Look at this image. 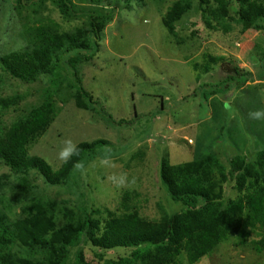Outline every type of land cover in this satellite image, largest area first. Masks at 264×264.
<instances>
[{
	"label": "rangeland",
	"instance_id": "obj_1",
	"mask_svg": "<svg viewBox=\"0 0 264 264\" xmlns=\"http://www.w3.org/2000/svg\"><path fill=\"white\" fill-rule=\"evenodd\" d=\"M109 1L102 2L106 9H113V19L106 25L92 59L81 65L82 88L96 102L90 109L76 107L75 91L68 86L70 77L64 66L55 75H42L29 84L11 78L0 67V97L20 98L17 107L0 111V134L23 111L40 105L48 95L57 109L46 133L29 147V155L43 158L55 170L63 163L58 153L67 139L76 145L96 139L110 143L97 151L95 159L86 158L84 173L75 170L66 184L49 186L36 172H29L27 177L34 189L26 195L15 188L20 176L0 163V175L8 177L0 188L1 209L10 222L24 216L23 208L33 198L56 204L58 227L65 222L64 208L76 216L84 209H97L100 213L95 216L102 219L107 211L115 215L128 211L158 221L163 215L187 210L170 200L160 182L163 157L171 165L215 159L227 174L235 155L252 161L257 149L264 148V119L249 116L264 110V80H257L264 74L260 69L264 60V17L258 26L242 33L234 0H225L227 16L221 21L210 18V10L218 6L219 0H206L202 5L205 14L198 0H192L193 8L170 34L161 20L171 0H145L144 4L135 0ZM86 20L83 16L65 19L51 0H0V57L22 49L27 42L25 33L34 25L53 22L66 32ZM207 55L223 56L224 60L211 64ZM231 68L251 73L249 81L244 85L236 81L222 84L231 75ZM211 90L216 92L212 94ZM105 149L111 150V165L100 163ZM122 174L129 181L134 178L135 184L113 183L111 177ZM215 177L222 182L219 173ZM222 188V205L252 191L248 187L238 192L234 180L223 183ZM241 228L238 225L196 264H264V253L258 254L249 246L251 239L259 238L260 231L244 228L250 231L244 241L239 235ZM151 248L142 245L103 251L83 239L71 249L70 264H78V252L88 263L95 262L98 256L105 263ZM11 251L20 257L41 256L38 250L17 244ZM178 261L177 264H188L184 253Z\"/></svg>",
	"mask_w": 264,
	"mask_h": 264
},
{
	"label": "trees",
	"instance_id": "obj_2",
	"mask_svg": "<svg viewBox=\"0 0 264 264\" xmlns=\"http://www.w3.org/2000/svg\"><path fill=\"white\" fill-rule=\"evenodd\" d=\"M51 1L65 19L83 16L87 19L86 23L66 32L58 29L53 22H42L30 27L25 33V46L1 56L0 67L11 78L29 84L37 82L42 75H55L58 68L64 66L70 77L68 86L75 91L73 97L76 107L88 110L96 102L82 88L81 65L90 61L93 52L97 51L103 31L113 19V9H106L103 0ZM135 1L145 3V0ZM171 1L161 23L168 33L174 34L175 24L193 8V1ZM205 1L198 0L200 11ZM234 1L238 6L236 20L241 25V32L245 33L258 26L264 17V0ZM227 10V2L219 0L218 6L210 10V18L215 21L224 20ZM202 12L205 14L204 10ZM206 57L211 64L224 60L223 56ZM262 63L260 69H264V60ZM208 70L206 67L205 72ZM230 72L231 75L222 84L236 81L237 85H244L249 81L248 76H251V73H239L236 68H231ZM257 80L263 81L264 74L259 75ZM220 87L216 86L218 89ZM215 92L210 91L212 94ZM19 103L20 98L17 96L0 97V111L17 107ZM56 114V106L48 95L40 105L28 112L23 111L0 134V163L20 176L15 188L24 195L34 189L27 177L29 172H36L49 186L63 185L75 171L73 165L78 160L86 162V158L95 159L98 150L110 145L104 139L80 142L76 145L79 155L54 170L43 158L29 155L28 149L46 133ZM122 122L118 121L117 124L121 125ZM229 168L226 174L215 159H197L171 165L167 157H163L159 165L160 182L170 200L180 203L187 210L163 215L158 221H150L128 211L119 215L107 211L106 217L102 219L95 216L100 213L97 209H84L76 216L72 210L64 208L65 222L58 227L55 219L56 204L33 198L23 208L24 216L10 222L1 209L0 200V264H70L71 249L77 247L83 239L93 248L103 251L135 249L142 245H150L152 248L133 252L130 258L105 263H102L100 256L95 262L88 263L82 252H78V264H177L181 253L186 255L188 264H196L232 231L238 229V225L242 226L239 235L244 241L250 235V231L244 228L260 231L259 238L251 239L249 246L258 254L264 253V148L257 149L252 161L239 154L235 155ZM217 173L221 183L216 180ZM7 179L6 175H0V188ZM230 180H234L238 192L248 187H252V191L222 205V184ZM15 244L31 251L38 250L41 256L37 259L20 257L11 251Z\"/></svg>",
	"mask_w": 264,
	"mask_h": 264
},
{
	"label": "clouds",
	"instance_id": "obj_3",
	"mask_svg": "<svg viewBox=\"0 0 264 264\" xmlns=\"http://www.w3.org/2000/svg\"><path fill=\"white\" fill-rule=\"evenodd\" d=\"M227 107V105H225ZM251 119L254 120H262L264 119V110H256L249 114ZM79 155V149L77 148L76 144L71 140L67 139L64 141V146L61 148V150L58 153V158L64 162L67 163L73 156ZM112 153L110 149H105L104 154L102 157L99 158L100 163L102 165H111L112 162ZM74 170L80 171L81 173H84L85 171V162L78 160L73 165ZM113 183H116L117 186H125V185H133L135 184V179L133 178L131 181L128 180L126 174H122L119 176V178L113 176L111 177Z\"/></svg>",
	"mask_w": 264,
	"mask_h": 264
}]
</instances>
